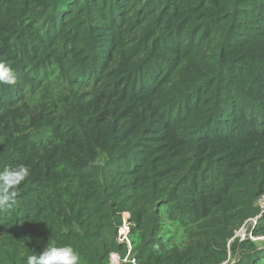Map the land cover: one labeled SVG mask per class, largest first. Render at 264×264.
I'll use <instances>...</instances> for the list:
<instances>
[{"label":"trees","instance_id":"obj_1","mask_svg":"<svg viewBox=\"0 0 264 264\" xmlns=\"http://www.w3.org/2000/svg\"><path fill=\"white\" fill-rule=\"evenodd\" d=\"M0 63V264H264V0H0Z\"/></svg>","mask_w":264,"mask_h":264},{"label":"clouds","instance_id":"obj_2","mask_svg":"<svg viewBox=\"0 0 264 264\" xmlns=\"http://www.w3.org/2000/svg\"><path fill=\"white\" fill-rule=\"evenodd\" d=\"M16 77L12 69L0 63V84L12 85ZM29 168L23 164L11 169L0 170V206L14 202L18 186L28 177ZM24 264H80L77 251L70 245L57 246L55 242L47 244L42 252H32Z\"/></svg>","mask_w":264,"mask_h":264},{"label":"built area","instance_id":"obj_3","mask_svg":"<svg viewBox=\"0 0 264 264\" xmlns=\"http://www.w3.org/2000/svg\"><path fill=\"white\" fill-rule=\"evenodd\" d=\"M258 204H259V207H260V209H261V211H262L263 206H264V195L261 196V198L259 199ZM255 220H256V219H254V220H250V221L248 222V224H247V223L244 224V225H243L238 231H236V233H235V237L239 238L241 241L244 240V239H250V240H252V241H256V240H264V237H258V238H257V237H253L251 234H249V233L246 232L247 227L250 226V224H254V223H255ZM124 228H126V230H127V232H128V225H127V227H124ZM118 232H119V233H118V234H119V241L121 242V241L126 240L127 232H126L125 235L121 234L120 231H118ZM238 232L240 233V235H238ZM241 233H242V235H241ZM126 241H127V240H126ZM118 262H119V257H118V255H116V254H111V256H110V260H109V263H110V264H118Z\"/></svg>","mask_w":264,"mask_h":264},{"label":"rangeland","instance_id":"obj_4","mask_svg":"<svg viewBox=\"0 0 264 264\" xmlns=\"http://www.w3.org/2000/svg\"><path fill=\"white\" fill-rule=\"evenodd\" d=\"M127 220H128V215H123V224H122V227L120 228V229H123L124 227H127ZM120 229H119V231H120ZM119 233V232H118ZM238 235H240V233L238 232ZM241 235H242V233H241ZM257 241H263V240H256L255 242H257ZM110 264V263H109Z\"/></svg>","mask_w":264,"mask_h":264}]
</instances>
